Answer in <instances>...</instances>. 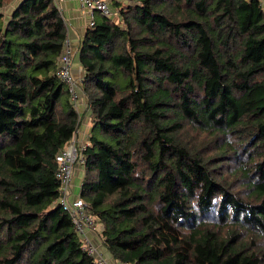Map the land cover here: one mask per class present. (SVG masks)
<instances>
[{"label": "trees", "instance_id": "obj_1", "mask_svg": "<svg viewBox=\"0 0 264 264\" xmlns=\"http://www.w3.org/2000/svg\"><path fill=\"white\" fill-rule=\"evenodd\" d=\"M111 1L116 16L89 25L77 53L92 122L78 194L102 251L118 264H264L263 7ZM66 37L54 0H0V264H96L58 203L56 156L79 123L55 73ZM187 124L223 151L184 142ZM229 149L246 157L231 178Z\"/></svg>", "mask_w": 264, "mask_h": 264}, {"label": "built area", "instance_id": "obj_2", "mask_svg": "<svg viewBox=\"0 0 264 264\" xmlns=\"http://www.w3.org/2000/svg\"><path fill=\"white\" fill-rule=\"evenodd\" d=\"M258 1L264 9V0ZM80 8L83 12L88 14L89 25L94 24L95 13L108 18H114L116 16V11L110 6L108 0H80ZM72 54L73 52L70 47L69 39L66 37L63 43V50L57 62L55 73L67 86L70 98L73 102V107L76 108L79 92H81L82 76L76 77L73 73ZM75 134L76 131L68 145H66L56 156L58 165L56 177L59 180L58 203L70 217L73 228L82 241V248L88 255L93 257L96 264H117L109 261L110 259L105 256L104 251L99 250L89 237V232L96 229L98 222L95 220V217L87 211V204L84 199L81 198L79 194L70 197L74 169L76 165H82L84 157L81 150L86 146V144L81 147L79 146Z\"/></svg>", "mask_w": 264, "mask_h": 264}, {"label": "crops", "instance_id": "obj_3", "mask_svg": "<svg viewBox=\"0 0 264 264\" xmlns=\"http://www.w3.org/2000/svg\"><path fill=\"white\" fill-rule=\"evenodd\" d=\"M55 1L57 2L59 9L61 10V14L66 24L67 37L69 39L70 47L73 52L72 54L73 73L78 74V77H81L82 68L78 61L77 53H78L80 42L85 33V30L89 26V16L87 13L81 10L80 0H55ZM108 1L111 2V0H108ZM94 20H96L95 15H94ZM75 109L77 113L79 114V123H78L75 137L77 139L79 146L81 147L82 145L88 143L87 139L91 131V127H92L91 115H90V111L88 107V102H87L85 95H83L82 92H79V97H78V101L76 103ZM81 172L84 173L83 167L76 165L74 169V173L80 174ZM80 183H81V180H80ZM70 197H74L72 196V190H71ZM99 230L101 229L99 228ZM95 236L96 235L94 231L89 232V237L92 239V241L96 240ZM105 256L108 259H110V256H108L106 253H105Z\"/></svg>", "mask_w": 264, "mask_h": 264}, {"label": "rangeland", "instance_id": "obj_4", "mask_svg": "<svg viewBox=\"0 0 264 264\" xmlns=\"http://www.w3.org/2000/svg\"><path fill=\"white\" fill-rule=\"evenodd\" d=\"M122 3H126L127 1L125 0H121ZM110 6L114 9V11H116L117 6L114 5L113 1L109 2ZM116 13V12H115ZM178 11L176 12L177 15ZM96 19L98 20L101 16L98 13H95ZM75 74V73H74ZM78 77V74H75ZM179 138L183 139L184 142H186L189 145H206L208 144V148H209V155H215L218 152H222L223 149H219V144L220 141L222 142L223 140H217L215 143H210V141L212 140V136L210 134H208L207 132L197 128L196 126L187 124L184 129L182 131L179 132ZM232 143H234V146L236 147L235 141L233 140ZM235 149H229L227 151V155H229L230 157L228 158V163L226 161L222 171L223 173L228 177L231 178L232 176H234V171L237 170L240 167V164H238L239 162H243L244 160H246V157L243 156L242 154H233L231 151H234ZM236 176V175H235ZM83 177V172H81L80 174H73L72 176V181H71V190H72V196H76L79 192V185H80V180ZM236 187L240 186L239 182H236ZM102 229V225L98 222V225L96 227V229L94 230L95 232V239L93 242L95 243V245L97 246V248L99 250H103V247L101 246V241H100V237L98 232L99 230ZM232 228L230 226H225L223 228H221L219 230L221 235H226L227 232L229 230H231ZM253 235H251V233L247 232L246 234H244L242 236V241H246L248 242L250 240V238H252ZM257 248L259 249H263L264 250V239H261V241H259ZM111 262H114L113 259L109 260Z\"/></svg>", "mask_w": 264, "mask_h": 264}]
</instances>
